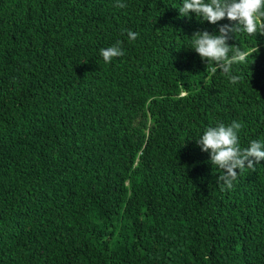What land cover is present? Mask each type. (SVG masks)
I'll list each match as a JSON object with an SVG mask.
<instances>
[{
    "label": "trees",
    "instance_id": "1",
    "mask_svg": "<svg viewBox=\"0 0 264 264\" xmlns=\"http://www.w3.org/2000/svg\"><path fill=\"white\" fill-rule=\"evenodd\" d=\"M116 2L0 0V264H264V160L221 191L196 143L264 142V33L230 34L232 84L191 42L235 22Z\"/></svg>",
    "mask_w": 264,
    "mask_h": 264
},
{
    "label": "clouds",
    "instance_id": "2",
    "mask_svg": "<svg viewBox=\"0 0 264 264\" xmlns=\"http://www.w3.org/2000/svg\"><path fill=\"white\" fill-rule=\"evenodd\" d=\"M115 6L127 7L121 0H117ZM179 12L181 16L195 13L210 24H217L225 18L235 22L221 25L219 34H212L207 30L194 33L191 48L207 63H215L228 74L230 83H238L240 77L231 75V67L233 63L244 59V54L239 48L229 46L227 41L231 38L230 34L236 31L249 35L257 31L264 33V0H183ZM125 31L130 41L139 36L137 32ZM120 44L117 41L115 45L99 50L105 63L124 54ZM229 52H232L231 56ZM241 128L242 124L235 120L228 125L218 123L207 127L196 141L201 151L209 153L210 163L221 170L216 180L221 191L232 189L240 172L245 168L255 171V165L264 160V142L252 140L248 147L241 148L238 136Z\"/></svg>",
    "mask_w": 264,
    "mask_h": 264
}]
</instances>
